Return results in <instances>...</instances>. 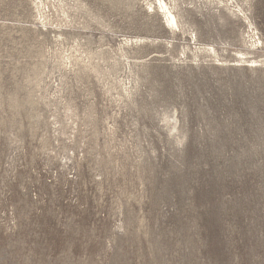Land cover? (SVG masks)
I'll return each instance as SVG.
<instances>
[{
	"label": "rangeland",
	"instance_id": "1",
	"mask_svg": "<svg viewBox=\"0 0 264 264\" xmlns=\"http://www.w3.org/2000/svg\"><path fill=\"white\" fill-rule=\"evenodd\" d=\"M150 1L0 0V264H264V0Z\"/></svg>",
	"mask_w": 264,
	"mask_h": 264
},
{
	"label": "bare ground",
	"instance_id": "2",
	"mask_svg": "<svg viewBox=\"0 0 264 264\" xmlns=\"http://www.w3.org/2000/svg\"><path fill=\"white\" fill-rule=\"evenodd\" d=\"M211 4L212 1H215V8H220V6H226L228 2H232V0H209ZM153 4H155V7L157 9V12L160 13L165 21V25L168 29H170L172 32L179 28L178 21L176 18L175 13L171 10L168 2L166 0H154L149 2V7H151ZM133 42H140L138 39H125V44H132ZM246 61V60H244ZM254 61V60H252ZM253 64V63H252ZM127 91V90H126ZM175 127L174 125H171V129L173 130Z\"/></svg>",
	"mask_w": 264,
	"mask_h": 264
}]
</instances>
